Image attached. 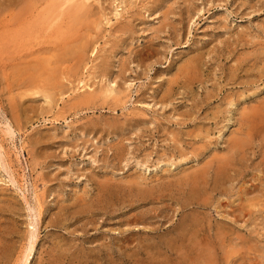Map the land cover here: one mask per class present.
<instances>
[{
	"label": "rangeland",
	"instance_id": "rangeland-1",
	"mask_svg": "<svg viewBox=\"0 0 264 264\" xmlns=\"http://www.w3.org/2000/svg\"><path fill=\"white\" fill-rule=\"evenodd\" d=\"M36 1L0 0V264L39 212L29 264H264V0Z\"/></svg>",
	"mask_w": 264,
	"mask_h": 264
},
{
	"label": "bare ground",
	"instance_id": "bare-ground-1",
	"mask_svg": "<svg viewBox=\"0 0 264 264\" xmlns=\"http://www.w3.org/2000/svg\"><path fill=\"white\" fill-rule=\"evenodd\" d=\"M80 1V2H79ZM89 0H64L63 1V4H67V3H74V2H78V3H80V4H78V6H77V8H79V9H77V10H85V11H87L86 9H84V7H86V5H87V2H88ZM25 2H26V0H25ZM49 2V1H48ZM22 3H23V0H22ZM40 3V1H36V0H34V1H32L31 3H29V4H25V3H23V4H25V5H23V8H24V18L26 19V22H27V20H33V19H35V21L37 22H43V20L47 17V11H43V12H41V11H39V6H38V4ZM53 4V3H52ZM75 4V3H74ZM124 4V3H123ZM54 5V4H53ZM8 6V5H7ZM52 6V5H51ZM66 6V5H65ZM126 6V5H125ZM55 7H56V5H55ZM61 7H62V5H61ZM64 7V6H63ZM67 7V6H66ZM73 7V6H72ZM88 8V7H87ZM20 9V8H19ZM67 9V8H66ZM129 9V8H128ZM19 11V10H18ZM18 11H17V13H18ZM52 12V11H51ZM68 12V11H67ZM97 12V11H96ZM54 13V12H53ZM78 13V12H77ZM80 13V12H79ZM95 13V12H94ZM106 13V12H105ZM104 13V14H105ZM119 13V12H118ZM52 14V13H51ZM58 14V13H57ZM81 16V15H80ZM19 17H21L20 16V14H19ZM59 16H56V18H54V20L55 19H57ZM53 18V17H52ZM110 18V17H109ZM20 19V18H19ZM18 20V19H17ZM22 20H23V18H22ZM52 20V19H51ZM19 21V20H18ZM83 21V20H82ZM29 22V21H28ZM36 22H35V24H36ZM109 22H110V19H109ZM33 23V22H32ZM44 23V22H43ZM53 23V22H52ZM51 23V24H52ZM35 24H34V26H35ZM42 24V23H41ZM36 25H38V24H36ZM39 25H40V23H39ZM19 26V25H18ZM24 27H25V25H23ZM23 26H22V28H23ZM29 26V25H28ZM54 26V25H53ZM41 27V26H40ZM49 27H50V24H49ZM123 28L125 27V26H122ZM26 28V27H25ZM30 28V27H29ZM35 28H36V26H35ZM38 29H40L39 28V26L37 27ZM54 28H56V27H54ZM64 28V27H63ZM127 28V27H126ZM17 29H18V27H17ZM31 29V28H30ZM125 29V28H124ZM49 30V29H48ZM26 31H27V29H26ZM65 31H67V34L71 31V29L69 28V32H68V28H66L65 29ZM122 31V30H121ZM28 32V31H27ZM27 32H25V33H27ZM37 32V31H36ZM31 32H29V34L27 35L29 38H31V34L33 35V33H35V31L34 32H32L31 34H30ZM66 33V32H65ZM72 33V32H71ZM13 36H15L14 34H13ZM22 38H23V35L21 36ZM39 37V36H38ZM61 37V36H60ZM16 38V37H15ZM14 38V39H15ZM100 38V37H99ZM13 39V40H14ZM61 39H63V38H61ZM88 41V40H87ZM35 42V41H34ZM15 43V42H14ZM23 43V42H22ZM26 43H28V42H26ZM19 44V43H18ZM17 44V45H18ZM82 44H84V43H82ZM25 46V45H24ZM91 46H92V44H90V41L89 42H87V43H85L84 45H81L80 44V46L78 47V52L80 53V54H88L89 53V51H90V49H91ZM48 50V49H47ZM96 51V52H95ZM77 52V53H78ZM92 54H95V55H97L98 54V52H99V49H96V47L95 48H93L92 49ZM37 53V52H36ZM38 53H39V51H38ZM32 54H33V52H32ZM87 85V84H86ZM109 89V88H108ZM81 90V89H80ZM107 91V90H106ZM114 91V90H113ZM105 93H107V92H105ZM109 93V92H108ZM36 94V93H35ZM54 94V93H53ZM112 95V94H111ZM110 95V96H111ZM120 95V94H119ZM52 96V94L51 93H49L48 95L46 94V98H49V97H51ZM52 99V98H51ZM260 121V120H259ZM7 128H8V130H6V132H7V134H14L13 133V130H12V127L10 126V125H8L7 126ZM243 141V140H242ZM245 142H246V140H245ZM245 142H243V144L245 143ZM242 143V142H241ZM240 143V144H241ZM6 152H5V149H4V146L2 145V143L0 142V168L2 167V168H6ZM8 167V166H7ZM9 170V169H8ZM9 175V174H8ZM18 180V179H17ZM11 181H12V183L15 185L16 183V181H15V179H14V176L13 175H11ZM10 181V182H11ZM26 198V197H25ZM103 199V198H102ZM28 203V202H27ZM36 211V210H35ZM35 213H37V212H34V214ZM40 213V212H39ZM39 213H37V215L39 214ZM37 215L31 220V222H30V227H31V229H30V231H29V236H28V241H26L27 242V245H25V248H24V250H23V252H22V255L20 256V257H18L17 259H16V263L15 264H29V261H30V259L32 258L31 256H33V254L35 253L34 252V249L36 248L35 246V235H36V231H37V220H39V219H37L38 217H37ZM34 216V215H33ZM39 216V215H38ZM11 251V250H10ZM7 253V252H6Z\"/></svg>",
	"mask_w": 264,
	"mask_h": 264
}]
</instances>
